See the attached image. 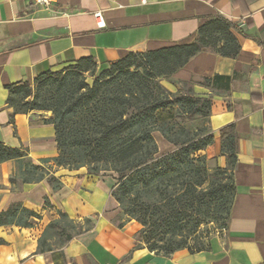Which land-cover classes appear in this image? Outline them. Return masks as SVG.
Instances as JSON below:
<instances>
[{
	"label": "crops",
	"instance_id": "crops-1",
	"mask_svg": "<svg viewBox=\"0 0 264 264\" xmlns=\"http://www.w3.org/2000/svg\"><path fill=\"white\" fill-rule=\"evenodd\" d=\"M219 20L232 28H219ZM203 29L205 50L163 84L175 93L180 83L193 81L194 91L211 99L207 125L214 142L204 154L213 167H232L235 185L226 229L205 250L156 254L138 245V222L115 223L121 208L112 196L114 173L55 167L60 189L47 180L17 186L10 181L16 162L8 161L0 165V212L22 203L41 219L31 228L0 226L6 242L0 264H51L50 255L37 251L58 211L93 220L91 230L63 248L65 264H264V0H59L55 10L0 0V144L27 151L36 165L59 156L54 126L40 113L15 112L9 86L33 83L90 56L101 66L131 52L193 44ZM229 136L233 150L225 144Z\"/></svg>",
	"mask_w": 264,
	"mask_h": 264
},
{
	"label": "trees",
	"instance_id": "trees-1",
	"mask_svg": "<svg viewBox=\"0 0 264 264\" xmlns=\"http://www.w3.org/2000/svg\"><path fill=\"white\" fill-rule=\"evenodd\" d=\"M219 28L231 29L232 25L219 20ZM193 44L162 48L145 53H129L109 64L101 65L94 82H77L83 73L92 72L97 64L92 56L80 59L76 64L54 72L59 77L60 88L52 105L43 110L52 116L44 122L55 128L59 156L45 159L41 165L34 164L28 153L0 144V165L16 162V171L10 178L13 185L34 184L47 180L58 190L62 187L54 168L79 170L86 168L91 175L114 173L116 185L112 196L128 220L143 226L138 241L156 254L170 256L188 248L179 236L196 232L199 225L210 222L214 214L227 215L230 219L235 197L230 200L227 191L214 185L217 175L231 171L208 168L205 156H196L213 144V134L197 138L185 128L186 121L211 115V99L194 91V82L180 83L189 93H173L163 84L170 80L189 60L206 48V38ZM220 52V50H219ZM40 74L35 80L45 77ZM74 80H76L74 82ZM24 85L9 86V105L16 110L13 95L24 90ZM29 96V94L27 95ZM173 110L164 120L159 114ZM226 130H223L226 135ZM159 132L176 150L160 154L154 134ZM229 135V134H228ZM227 148L233 150L232 136ZM226 147V145H225ZM53 164V165H52ZM234 183V178H233ZM235 189V185H234ZM49 206V202H46ZM58 218L44 230L38 244V253L53 250L52 239L65 237L71 241L83 232L82 224L58 211ZM41 215L15 203L7 211L0 212V226L31 228ZM85 223H92L86 219ZM185 236V235H184ZM187 236V235H186ZM185 236V238H187ZM6 244L0 238V247Z\"/></svg>",
	"mask_w": 264,
	"mask_h": 264
},
{
	"label": "rangeland",
	"instance_id": "rangeland-1",
	"mask_svg": "<svg viewBox=\"0 0 264 264\" xmlns=\"http://www.w3.org/2000/svg\"><path fill=\"white\" fill-rule=\"evenodd\" d=\"M99 67L100 66L97 64V67L94 71L81 74L79 77H77V82L80 83V81H85V83L91 85L98 75ZM54 72L51 71V73L45 74L46 75L45 77H41L38 80H35L33 83H28L25 86V88H23L24 90L14 94L13 100L15 101L16 104L15 107L16 110L27 111V114L29 113L35 114L38 117H39L38 113H40L41 114L40 117L43 116L46 117L42 119L43 121L50 118L52 116V112L43 109L52 105L53 101L57 97V93L60 88L59 77ZM75 81L76 80H74V82ZM178 91L184 94L189 93L187 87H180ZM28 94L29 96H27ZM171 113H173L172 109L161 111L159 114L160 120L162 121L164 119H167L171 115ZM207 122H208V118L197 117L192 121H186L184 127L189 129L193 134L197 133L199 135L197 138H205L208 135L212 134L211 128L209 125H207ZM154 137L158 143L160 154L172 152L177 149V147L169 143L163 137L170 145L169 146L170 148L166 150L164 146L165 144L164 145L162 144V140H161L162 135L159 132H156L154 134ZM207 148L205 150H207ZM205 150L198 152L196 156H205L207 160L208 168L211 171H214L217 168H221V167H213L209 163L207 156L204 154ZM221 169L225 170L227 169V167ZM106 174L102 173L101 175H106ZM20 184H21L20 182H17L16 185L18 186ZM214 185L218 188V190L224 188L228 193L229 199L230 200L233 199L235 189H234V183H233L231 171H226L225 173L218 174L217 179L214 180ZM126 220H128V217L125 216L121 210V213L115 218L114 221L116 224L120 225ZM227 221H228L227 215L224 214L221 215L218 212H216L214 214V218L210 222L202 223L201 225L198 226L196 232L191 234L188 233L189 231L184 230V235L185 236L187 235L186 236L187 238H185L184 235L179 236L176 239V241H184L183 243H185V245L190 249L204 248L214 235L223 232L224 229H226ZM78 222L82 224L83 230L93 227V220L92 223L90 224L85 223V221H78ZM141 229H143L142 225H141ZM136 239L138 240V234L136 236ZM69 242L70 241H66L65 237H57V239L51 240V243L53 244V250L45 253L50 255L49 260L51 264H65L62 250ZM138 245L147 247V244L145 242L138 241Z\"/></svg>",
	"mask_w": 264,
	"mask_h": 264
},
{
	"label": "built area",
	"instance_id": "built-area-1",
	"mask_svg": "<svg viewBox=\"0 0 264 264\" xmlns=\"http://www.w3.org/2000/svg\"><path fill=\"white\" fill-rule=\"evenodd\" d=\"M30 6L36 10H55L57 9L59 0H29ZM98 21V27L104 28L105 21L103 19L101 11L94 14Z\"/></svg>",
	"mask_w": 264,
	"mask_h": 264
}]
</instances>
